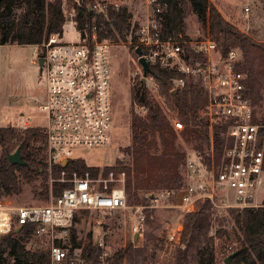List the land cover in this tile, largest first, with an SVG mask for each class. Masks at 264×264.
<instances>
[{"label": "built area", "instance_id": "2783aa9c", "mask_svg": "<svg viewBox=\"0 0 264 264\" xmlns=\"http://www.w3.org/2000/svg\"><path fill=\"white\" fill-rule=\"evenodd\" d=\"M133 1L89 0L87 9L106 18L109 9H127ZM144 6L145 20L134 31V42L128 40V43L134 45V50L143 48L144 54H141L148 65L177 71L201 82L206 103L199 115L209 126L208 160L198 154L187 158L182 165L180 187L149 195L147 207L128 204L124 171L104 172L90 167L92 170L84 172L63 170L56 180L60 194L54 197L50 191L45 204L15 207L0 199V235L8 234L14 226L17 229L32 226L33 236H51L55 231H66L81 212L85 215L130 210L131 233L136 234L139 241L143 208L159 207L162 198L171 201L166 207L182 214L194 211L204 200L222 211L258 207L256 202L264 188V127L255 122L254 106L246 93V75L235 70L241 62L239 49L232 48L223 57L208 34L202 47L193 48L202 54L204 61L188 64L184 59L182 36L172 33L162 38L161 19L166 5L158 0H144ZM244 12H248V8H244ZM64 15V25L74 27L75 13L64 11ZM75 31L77 38L72 42L64 41L63 34L56 33L30 46V64L39 69L38 60L43 59L38 72L44 88L33 99L41 123L33 128L44 136L49 166L64 167L71 161H79L73 157L75 151L101 148L111 141L112 82L106 53L112 42L99 39L95 25L89 34ZM185 82V78L174 80L171 92L182 90ZM157 97L167 107L158 93ZM157 104L161 108L160 103ZM166 116L175 132L183 131V125L176 118ZM29 120L30 116L26 124ZM222 125L227 127L224 147L216 161L212 129ZM181 230V223L173 226L168 232V242L179 244ZM94 246L99 251L96 258H91L83 256L79 248L71 253L55 239L49 246L50 264H110L112 256L103 241L95 242Z\"/></svg>", "mask_w": 264, "mask_h": 264}, {"label": "trees", "instance_id": "16d2710c", "mask_svg": "<svg viewBox=\"0 0 264 264\" xmlns=\"http://www.w3.org/2000/svg\"><path fill=\"white\" fill-rule=\"evenodd\" d=\"M165 4L162 14V38L174 33L182 35L184 19L188 11L196 16L199 23L208 29L209 37L215 42L221 56L230 49L237 48L241 53V62L235 70L246 75V93L253 106L261 101V86L264 82V47L255 43L249 36L231 25L209 0H158ZM67 7L73 11L74 28L84 35L90 33L95 25L99 29V39H110L112 43L134 42L136 25L130 22L131 14L125 8L109 9L107 17L96 15L87 9L89 0H72ZM66 18L63 0H0V46H31L51 34L62 33ZM183 36V35H182ZM184 59L188 64L203 62L202 54L195 52L185 38ZM129 42V41H128ZM131 45L133 57L137 60L134 45ZM144 54V50L140 47ZM151 74L158 85V94L165 100L166 106L183 125L185 139L194 138L198 144L196 153L208 160L203 153L200 141L209 140V126L199 115L206 103V95L199 80L186 78L177 71L161 70L149 65ZM185 78L182 90L171 92L173 81ZM133 103L146 109L144 119L134 115L130 122L131 146L125 149L131 154L130 166L126 171L128 204H144L145 200L137 196V191L177 189L181 185L180 166L185 155L174 149L176 132L170 126L161 108L148 95L145 84L141 82L132 93ZM264 127V116L255 120ZM226 125L212 129L213 152L218 161L224 147ZM44 136L37 128L28 127L18 132L12 127H0V199H9L22 192L23 185L32 187L33 197L47 201L51 189L54 197L60 194L56 183L61 171L84 172L89 169L81 161H71L66 166H49L45 154ZM209 147V144H208ZM207 147V148H208ZM160 148L158 154L155 150ZM19 150L23 165H13L8 154ZM183 165V164H182ZM50 180L52 182L50 183ZM211 205L208 200L197 204V208L186 213L179 237L181 248L176 251L175 264H264V199L260 206L231 209L227 217H215L212 221ZM211 222L216 226L214 236H209ZM225 225H232L230 231ZM6 235L0 236V264H50V250L30 251L26 245L33 236L32 226H22ZM215 239L218 243H215ZM73 242V239H72ZM72 245L70 252L75 249ZM98 249L90 242L82 248L83 256L96 258ZM142 251L129 243L124 252L117 251L110 264H123L128 258L133 260ZM11 262V263H10Z\"/></svg>", "mask_w": 264, "mask_h": 264}, {"label": "rangeland", "instance_id": "374dc122", "mask_svg": "<svg viewBox=\"0 0 264 264\" xmlns=\"http://www.w3.org/2000/svg\"><path fill=\"white\" fill-rule=\"evenodd\" d=\"M70 1L72 0H63V8L66 12H69L67 7L70 5ZM209 1L215 5L226 21L249 36L252 41L264 47V0ZM244 7L249 8V11L243 12ZM127 11L131 14L130 22L132 25L138 27L144 22V0H134L127 6ZM62 34L63 40L66 42H72L77 38L75 28L71 25H64ZM182 35L191 47L198 49L202 47V43L208 35V29L197 21L194 13L188 11L184 19ZM128 40L111 43L106 53L110 64L112 82L113 126L111 141L101 148L75 151L73 153V157L83 162L86 167L96 168L104 172L124 171L126 173L122 168L130 166L132 159V155L125 152V149L131 146V117L136 115L144 119L146 116V110L134 104L131 96L144 76L137 60L133 57ZM1 47L0 127H12L21 132L28 127L33 128L41 123L38 112L33 106V99L41 94L44 83L39 75L38 67L31 65L29 62L32 58V48L30 46L3 45ZM143 83L149 97L155 103H160L166 120V114L171 118H176L175 113L164 107L158 99V85L155 81L146 78ZM260 93L261 101L258 106L254 105L255 120L264 116V82ZM29 116V124H26V118ZM197 144L198 142L194 138L191 137V139L186 140L183 132H176L174 149L183 153L185 160L197 155L195 149ZM208 144L209 142L207 143L205 139L200 141L203 153L208 154ZM155 151L158 154L161 152L160 148ZM182 164L179 169L180 175ZM164 190L150 192L144 188L139 189L137 196L145 200L144 204L130 203L129 205L132 207H147L149 204L147 197ZM263 199L264 188L263 193L256 202L257 206L262 204ZM4 200L7 205L15 207L42 205L48 202V200L43 201L34 198L32 187L26 184L23 185L22 192L18 196ZM170 203L171 201H165L162 198L159 207L143 208L142 237L139 241L137 239L135 243L131 233L132 215L130 210H125L114 213L90 212L85 215L81 212L66 231H55L51 236H32L26 247L30 251L46 249L56 239V242L67 249H70L72 245L82 249L89 242L94 245L95 242L102 240L105 248L113 256L117 251L124 252L127 245L132 242L136 249L142 251V254L133 260L125 258L123 264H175L176 251L181 246L180 244L168 242V232L177 223L183 225L186 214L180 213L177 209L166 207ZM229 210L222 211L211 207L212 221L215 217H227ZM224 227L229 232L232 225H225ZM215 228L216 226L211 222V228L208 231L209 236H214ZM215 243H218L217 239H215ZM187 264H193L192 260L189 259Z\"/></svg>", "mask_w": 264, "mask_h": 264}, {"label": "water", "instance_id": "95a60500", "mask_svg": "<svg viewBox=\"0 0 264 264\" xmlns=\"http://www.w3.org/2000/svg\"><path fill=\"white\" fill-rule=\"evenodd\" d=\"M134 52H135V54L137 56V62L141 66L142 73H143V76H144L142 78V82H144L145 81V76L147 74H151L152 72H151L150 67H149L148 63L146 62L145 58L142 57L140 49L139 48H135ZM42 64H43V59H39L38 60V66H39L38 71L39 72L41 71ZM7 158H8V161H9L10 164H13V165H23L24 164V162L20 158V154H19V150L18 149L14 153L8 154ZM136 240H137V235L135 234L133 236L134 243L136 242ZM228 261H229V257L226 258L225 263L227 264Z\"/></svg>", "mask_w": 264, "mask_h": 264}, {"label": "crops", "instance_id": "0c3cea01", "mask_svg": "<svg viewBox=\"0 0 264 264\" xmlns=\"http://www.w3.org/2000/svg\"><path fill=\"white\" fill-rule=\"evenodd\" d=\"M215 6V5H214ZM245 8V7H244ZM244 8H243V12H244ZM247 8V7H246ZM248 11H249V8H248ZM230 23V22H229ZM1 47V46H0ZM1 48H3V47H1Z\"/></svg>", "mask_w": 264, "mask_h": 264}]
</instances>
